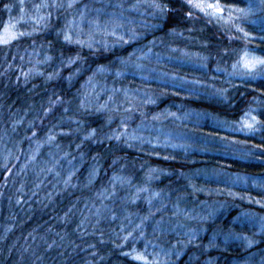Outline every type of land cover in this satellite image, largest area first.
<instances>
[{"label":"trees","instance_id":"16d2710c","mask_svg":"<svg viewBox=\"0 0 264 264\" xmlns=\"http://www.w3.org/2000/svg\"><path fill=\"white\" fill-rule=\"evenodd\" d=\"M15 1L0 0V31ZM152 1L164 9L163 28L157 35L168 52L171 45L177 47L175 55L184 49L205 56L210 68L220 57L223 64L234 60L240 47L220 33L222 28L204 17L194 1ZM64 18L57 13L43 31L0 45V264H157L135 260L126 252L134 246L143 249L146 243L166 247L177 241L182 247L185 237L179 235L182 215L177 204L192 211L188 214L192 223L198 222L205 212V195L214 194L216 184L194 173L201 163L212 162L136 150L125 145L120 132L155 113L167 116L179 103L236 119V112L245 106L237 97L251 93L237 87L231 103L222 104L181 97L166 91L167 86L144 80L132 82L117 74L133 49L130 45L109 49L68 43L58 31ZM103 67L113 68L108 79L114 84L124 89L149 87L159 101L143 105L141 99L124 117L121 107L103 109L97 99L84 103L95 70ZM258 89L264 94V81ZM143 92L142 98L147 97ZM130 114L135 120L123 125ZM50 135L57 137L51 146L46 145ZM38 144H43L39 161H29ZM6 148L12 155L4 162ZM67 159L71 166L63 173L60 162ZM220 159L230 171H262L258 164ZM49 160L61 168L51 172L45 168L49 177L43 180V164ZM221 216L222 212L208 226L230 235L244 232L241 224L228 222L230 218L222 221ZM137 226H143L141 231H132ZM243 256L239 247L207 250L192 245L174 264H227Z\"/></svg>","mask_w":264,"mask_h":264},{"label":"rangeland","instance_id":"374dc122","mask_svg":"<svg viewBox=\"0 0 264 264\" xmlns=\"http://www.w3.org/2000/svg\"><path fill=\"white\" fill-rule=\"evenodd\" d=\"M192 1L199 5L204 17L222 28L220 33L238 45L236 48L240 47L233 61L223 64L220 57L216 60L217 65L210 68L205 56L184 49L175 55L173 52L177 47L171 45L168 52L157 35L163 28L164 9L152 0H16L8 7L10 14L0 31V45L43 31L50 19L60 13L66 20L58 31L68 43L109 49L130 45L133 49L124 59L122 72L119 70L117 74L132 78V82L144 80L158 84L157 87L167 86L166 91L181 97L222 104L231 103V92L237 87L248 89L250 97H237L245 106L236 112V119L189 109L179 103L174 110L166 112L167 116L155 113L146 122L120 132L125 136V145L136 150L166 158L211 161V164L201 163L203 166L194 174L216 184L215 193L205 195L202 202L205 212L198 216L197 223H192L194 218L188 219L192 211L177 204V213L182 215L178 217L179 235L185 237L182 247L177 241L166 247L146 243L143 249L134 246L126 253L142 262L174 264L192 245L204 246L207 250H228L233 246L241 248L245 256L235 257L227 264H264V94L258 89L264 81V0ZM112 73L113 68L108 67L95 70L97 75L83 95L84 103L97 99L103 109L121 107L124 117L141 99L143 105H155L159 101L151 95L149 87L124 89L114 84L108 79ZM143 91L147 97L142 98ZM134 120L130 114L124 119L125 123H121L128 125ZM55 140L57 137L50 135L46 145H54ZM42 149L43 144H38L29 161H39ZM3 153L6 162L12 154L7 148ZM220 157L258 164L262 171L256 174L230 171L220 165ZM49 161L43 164V180L49 177L45 168L51 172L60 167ZM65 162L68 163L66 167ZM65 162H60L63 173L71 166V160ZM53 181L56 178L53 177ZM226 207L229 209L223 213ZM221 212L222 221L230 218L228 222L241 224L244 232L230 235L208 226ZM142 228L137 226L132 231Z\"/></svg>","mask_w":264,"mask_h":264},{"label":"snow or ice","instance_id":"6c2138e0","mask_svg":"<svg viewBox=\"0 0 264 264\" xmlns=\"http://www.w3.org/2000/svg\"><path fill=\"white\" fill-rule=\"evenodd\" d=\"M70 6H71V5H70ZM198 6H199V5H198ZM215 7H216L217 10H220L218 5H216Z\"/></svg>","mask_w":264,"mask_h":264}]
</instances>
